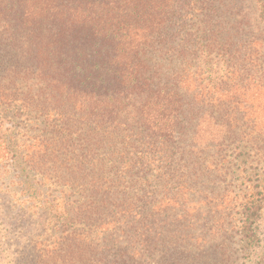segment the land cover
<instances>
[{
  "label": "trees",
  "instance_id": "16d2710c",
  "mask_svg": "<svg viewBox=\"0 0 264 264\" xmlns=\"http://www.w3.org/2000/svg\"><path fill=\"white\" fill-rule=\"evenodd\" d=\"M258 93L264 0H0V264H182V183L264 153Z\"/></svg>",
  "mask_w": 264,
  "mask_h": 264
},
{
  "label": "rangeland",
  "instance_id": "374dc122",
  "mask_svg": "<svg viewBox=\"0 0 264 264\" xmlns=\"http://www.w3.org/2000/svg\"><path fill=\"white\" fill-rule=\"evenodd\" d=\"M255 97V110L264 112V94ZM23 116L22 108L0 103V136L12 144L20 142ZM32 117L28 125L34 133L40 123ZM214 162L217 170L200 182L182 179V217L175 219L182 226V264H264V153H227ZM252 201L263 206L256 246L239 227L244 220L241 204Z\"/></svg>",
  "mask_w": 264,
  "mask_h": 264
}]
</instances>
